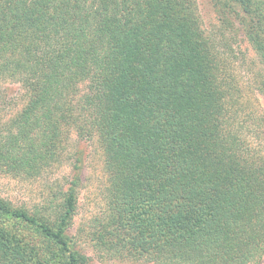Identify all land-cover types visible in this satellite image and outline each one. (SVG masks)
<instances>
[{"label": "trees", "instance_id": "obj_1", "mask_svg": "<svg viewBox=\"0 0 264 264\" xmlns=\"http://www.w3.org/2000/svg\"><path fill=\"white\" fill-rule=\"evenodd\" d=\"M215 1L264 63V0ZM195 6L0 0V79L27 92L0 132V171L38 173L58 158L64 127L95 140L107 203L85 236L111 259L262 264L264 157L227 125L230 89ZM75 172L53 218L0 199V264H92L69 236ZM9 217L36 227L22 233Z\"/></svg>", "mask_w": 264, "mask_h": 264}, {"label": "rangeland", "instance_id": "obj_2", "mask_svg": "<svg viewBox=\"0 0 264 264\" xmlns=\"http://www.w3.org/2000/svg\"><path fill=\"white\" fill-rule=\"evenodd\" d=\"M195 4L199 24L222 67V81H226L230 89V95L224 100L227 125L248 148L264 157V63L246 36L240 17L226 20L221 13L222 7L216 5L215 0H195ZM26 102L27 92L21 84L12 79H0L1 133L9 128V123ZM64 128L67 129L58 158L42 166L38 173L0 171V199L15 209L53 218L55 207L61 202V192L79 167L78 203L69 235L72 245L76 243L92 264H138L111 259L86 238L92 220L103 215L107 203L103 156L95 140L81 139L70 127ZM5 221L22 233L29 234L36 227L10 217ZM80 231L83 232L80 234Z\"/></svg>", "mask_w": 264, "mask_h": 264}]
</instances>
